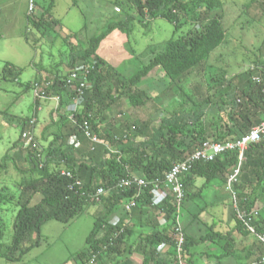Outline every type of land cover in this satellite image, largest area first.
<instances>
[{
  "label": "rangeland",
  "instance_id": "obj_1",
  "mask_svg": "<svg viewBox=\"0 0 264 264\" xmlns=\"http://www.w3.org/2000/svg\"><path fill=\"white\" fill-rule=\"evenodd\" d=\"M29 1L0 0V195L12 198L2 204L4 238L1 243L5 247L12 243L13 223L19 209L18 200L23 185L29 180L25 173L17 171L16 166L21 170L29 169L27 156L34 151L41 153L40 156L44 160L49 153L47 148L53 140L51 133L45 134L44 126H48L52 121L50 110L55 102L52 100L43 102L40 111H36L34 84L40 82L51 87L56 77L64 79L76 68L86 66L88 63L95 64V59L87 63L77 60L72 67V53L78 52L92 36L105 26L108 20L123 18L126 14L130 16L132 31L129 34L114 31L101 43L97 53L109 66L117 70L107 71L105 75L101 73L100 77V88L104 96L106 94L113 96V101L106 100V105L102 107L106 106V108L102 112H97L98 106H96L95 123L99 135L102 136L124 137L127 132H134L136 129L151 134L153 129L161 124L163 118L175 112H189L194 104L208 101L210 107L204 113L203 123L206 136L209 132L208 141L214 142L212 131L214 132L217 128L224 131L227 126L232 125L231 120L226 117L227 113L218 112V108L224 107V102L229 100L236 85L243 87L246 84L248 78L245 79L244 73L254 67L264 68V0L259 2H255L256 0H222L223 7L216 8L209 14H204L202 8L195 10L196 14H202L204 25L214 17L223 16L222 21L226 28V40L223 46L209 57L203 67L192 70L186 75L179 85L170 86L169 78L164 71L156 69L137 88L116 87L114 73L118 72L121 78L127 79L146 66L153 58L147 55V50L154 46L156 50H159L163 42L178 38L187 32L193 26L188 23L195 21L192 14L179 16L180 21L183 22L180 27H175L168 20L158 18L150 21L148 28H145L139 21L141 16L137 9L130 8L132 6L130 3L125 10L117 5L118 1L127 0H55L51 13L53 19L59 22V26L48 29L44 35L42 30L37 29L32 22L35 24L40 20L51 0H35L36 10L30 16L33 20L30 24L27 20ZM191 1L193 0H180L182 4ZM115 7L119 9V12H115ZM74 33L78 35L70 36ZM6 63H11L23 71L18 81L1 79ZM261 71L264 70L256 71L258 75H255V78ZM248 77L251 79L250 76ZM28 85L29 90H26ZM88 86L91 90L92 86L89 84ZM138 91L146 92L151 98L145 106H133L128 100L129 95ZM71 94L73 97L63 96L66 99L63 101L66 106L64 111L68 116L79 114L85 103V95L77 97L75 93L71 92ZM30 118L35 119L34 127L29 125ZM26 119L29 120L25 128L23 123ZM29 130L34 134V141L31 144H28L25 136ZM62 131L65 138L59 143L60 146H70L74 141V149L80 150L77 156L92 147L87 138V141H82L72 134L69 138L66 137L70 127ZM174 132H166V136H173ZM179 139V146L182 145L183 150L181 151L186 152L185 159H187L190 156L188 148L193 145V140H187V137H179ZM101 140L107 148L114 149V145L107 139ZM148 153L152 154L151 150H148ZM6 154L10 159L4 161ZM177 162L179 161L172 164ZM236 162L227 180L239 163L238 156ZM137 176L143 177L144 174L137 173ZM227 180L222 183L224 185L221 189L224 198L226 197L224 200L227 202L222 217L216 212L215 218L207 219V212L205 210L201 212L208 203L207 197L205 199L195 197L181 203L180 208L178 207L180 211L176 216V223L185 235L187 231H190L193 236L199 237L200 234H204L206 227L213 224L219 230L233 229L241 221V215L246 213L248 207H251L250 211L258 212V219H264V194L254 187V184L248 188H242L241 180H239L240 186L237 187L239 196L233 199L226 189ZM196 183L190 187V191L194 193L198 192L202 180L197 179ZM112 193L111 190H107L104 198ZM40 200L41 196L35 195L31 204H37ZM151 200V208L137 207L138 210L133 211L134 207L128 210L132 200L125 199L117 205L115 213L108 221L113 224L122 221L128 228L135 231L130 240L134 245L133 255L129 257L132 264H144L146 256L151 257L154 250L165 263L176 264L175 244L157 246L151 240V236L157 230L170 225L162 208L166 202L176 201V198L161 185L158 189L153 187ZM140 210L143 213H140ZM105 211L106 206L100 199L89 203L85 213L78 218L69 222L55 220L47 223L42 229L41 242L24 256L21 262L12 263L0 258V264H59L66 261L73 254L85 248L86 238L94 222ZM200 212L206 219H201ZM188 214L191 215L187 217ZM173 236L175 237L176 233ZM237 241L231 240V250L239 246V244L236 245ZM200 246L202 248L197 249L195 255L206 251L209 245L205 243ZM5 247L1 249L2 252H5ZM205 254L202 257L205 258ZM261 255L264 254L261 253ZM116 257L113 253H105L100 261L90 264H112L111 262ZM198 263L202 264V261ZM69 264L78 263L71 261Z\"/></svg>",
  "mask_w": 264,
  "mask_h": 264
},
{
  "label": "trees",
  "instance_id": "obj_2",
  "mask_svg": "<svg viewBox=\"0 0 264 264\" xmlns=\"http://www.w3.org/2000/svg\"><path fill=\"white\" fill-rule=\"evenodd\" d=\"M257 1L260 0L255 2ZM128 3L132 5L130 8L137 9L138 14L141 16L139 21L145 28H148L150 21L158 18L172 22L175 27L183 25V22L180 21V15L189 16L192 14L195 21L188 23L193 26L180 37L163 42L159 50H156L155 46L150 47L146 53L148 56H153L152 60L131 77L124 79L121 78L118 72L114 73V85L116 87L137 88L156 69L164 71L169 78L170 86L179 85L192 70L203 67L209 57L225 43L226 28L223 25V16L214 17L204 25L202 14L195 13V10L199 8L204 9V14H209L216 8H222L224 5L222 0H193L185 4H182L180 0H127L125 2L118 1L117 5L125 10ZM54 5L55 0H51L46 12L41 15L40 20L35 24L27 13L28 24L32 22L37 29L42 30L44 35L48 29L59 26V22L53 19L51 13ZM131 29L130 16L125 14L123 18H111L78 52L72 53V67L77 60L87 63L91 59H95V64L88 63L86 65V67L91 66L93 68L88 78L87 88L84 90V106L81 112L75 115L76 123H73L64 111L66 106L63 101L66 99L63 96L71 95L70 97H73L71 91L65 85L67 77L64 79L56 77L53 80L54 83L50 85L51 87L46 88L48 95H60L62 100L57 109L58 116L56 120L45 128L46 132H53V140L47 148L49 153L44 160L40 156L41 153L34 151L27 156L29 169L21 170L16 166L17 171L25 173L29 180L23 185L18 200L19 209L13 223L12 243L6 247L1 243L4 238L2 204L12 198L0 195L1 259L12 263L21 262L23 257L41 242L42 229L47 223L55 220L69 222L80 217L85 213L88 204L95 202L89 196L100 188H104L106 192L111 190V193H113L107 198H104L105 195L100 198L106 206V211L103 215L98 216L94 222L93 228L86 238L85 248L59 264H69L71 261L78 264L96 263L103 258L105 253L109 252L117 256L111 262L112 264H132L129 257L133 255L134 245L130 240L135 231L128 228L122 221L113 224L108 219L115 213L117 205L125 199L135 200L137 204L133 211L138 210L137 207L151 208L153 182L156 180L163 182L174 165L172 163L186 160V152L177 149L180 144L179 137H187L193 140V145L188 148L189 155L208 141L203 123L204 113L210 107L208 101L194 104L189 112H175L171 116L163 118L161 124L155 127L151 134L136 129V131L127 132L124 137L119 138L111 135H99L95 123L96 106H98L97 112H102L106 108V106L102 108L106 105V100L113 101V96L109 94L104 96L101 91V73L105 75L108 73L107 71L114 72L116 68L109 66L97 53L101 43L114 31L129 34L132 31ZM77 35L78 33H74L70 36L75 37ZM257 70H264V68L254 67L244 73L245 79L248 78L246 84L243 87L236 85L235 91L229 100L224 102V107L222 109L218 108V112L227 113L226 117L231 120L232 125L227 126L222 134L217 135L214 142L238 139L263 122L257 115L259 113L264 115V71H261L259 76L255 78V75H258ZM22 72L21 69H17L11 63H6L1 73V79L16 82ZM88 84L92 86L91 90L88 89L90 87ZM26 90H29V85ZM128 100L133 106L140 107L145 106L151 98L146 92L138 91L129 95ZM36 103L40 104L41 101L37 99ZM220 116L222 117V115ZM28 120L24 121L23 127L26 128ZM31 121L30 118L29 125ZM85 121L90 123L100 141H102L101 139H107L109 143L114 145V149H109L102 143H91L92 147L87 152L80 153L78 154L80 156H77L80 150L74 149V141L71 142L70 146H60L59 143L65 138L62 130L66 127H70L66 137L69 138L72 134L77 139L87 141L81 129ZM166 132H174L175 135L167 137ZM148 150H151L152 154H149ZM237 156V152H229L220 155L214 162L195 163L191 171L183 176L185 178L184 181L182 180L184 190L182 203L202 194L204 189L212 183H225L230 170L237 163ZM244 156L245 161L241 165V176L239 178L242 188H248L254 184V187L264 194V138L261 142L250 145ZM9 159L7 154L3 158L4 161ZM62 170L72 171L75 179L82 182V186L70 190L68 185L74 181L62 176ZM137 173H143L144 176L140 177L148 182V185L140 193L136 186L127 189H117L115 187L123 179L139 177ZM196 179L203 180V184L198 192L193 193L190 191V187L195 185L194 181ZM239 186L240 184L237 185V187ZM237 187L236 197L239 196ZM38 194L41 196V200L32 205V199ZM176 202L177 200L166 202L162 208L165 211L166 220L170 221V225L162 230H157L151 236V240L157 246H173L175 244L173 235L178 229L176 216L179 212L178 203L176 205ZM250 208H246V214L252 212ZM141 210L139 212L143 213ZM251 225L255 227L257 233L264 235V219L252 220ZM233 231L242 235L251 234L246 228L245 220L242 217ZM231 239V232L223 233L213 224L206 227L204 234L198 239L185 235L184 257L188 264H194L193 255H190L191 249L217 240L225 242L222 247L225 252L220 256L224 257L231 253ZM260 244L264 246L263 243L260 242ZM122 246L123 248H121ZM3 247H5V252L1 251ZM109 257H111L110 254ZM261 258L257 259L254 264H259ZM144 264L167 263L161 260L154 250L151 257L146 256Z\"/></svg>",
  "mask_w": 264,
  "mask_h": 264
},
{
  "label": "built area",
  "instance_id": "obj_3",
  "mask_svg": "<svg viewBox=\"0 0 264 264\" xmlns=\"http://www.w3.org/2000/svg\"><path fill=\"white\" fill-rule=\"evenodd\" d=\"M36 4L34 0H30L28 4V16H32L35 13ZM115 12H119V9L116 7ZM93 67L83 66L72 70L65 80L66 88L71 92L75 93L77 97L84 95V90L87 87L88 78ZM49 87L48 84L44 85L40 82L34 84V97L39 99L41 102H47L52 100L56 103L57 108L60 105L61 97L60 95H48L46 88ZM69 119L76 123L75 115L72 114L69 116ZM35 119L30 122V126L34 127ZM84 136L92 143L99 144L101 143L98 135L92 129L90 123L85 121L81 126ZM28 139V144H31L34 141L33 131L29 130L26 135ZM264 138V121L253 128L248 134L241 136L238 139H229L224 142H204L200 147H198L193 154H191L185 161L175 163L169 172L167 173L163 182L156 180L153 182L154 189H158L161 185L166 187L176 198L178 207L180 208L181 203L184 199V190H183V176L188 174L193 165L198 162H214L220 155L229 152H237L239 163L234 169L233 173L229 176L226 184V189L229 194L236 199V187L239 184L241 165L243 163L244 155L247 148L252 145L261 142ZM62 176L72 179L74 182L68 185L70 190H74L75 187L82 186V182L79 179H75L74 173L72 171L62 170ZM148 185V182L144 178L139 177H128L117 183L115 186L117 189H127L133 186H136L139 191H143L144 188ZM140 193V192H139ZM106 194L104 188H100L97 192L93 193L89 197L93 201H99L101 197ZM136 206L134 200L129 203L128 210H131ZM258 212H250V214L243 213L241 217L245 220V226L261 243L264 244V235L256 232L254 226L251 225V221L257 219ZM248 217V218H247ZM175 241V255H176V264H188L184 257V244H185V234L177 229L176 236L174 237ZM259 264H264V257L261 258Z\"/></svg>",
  "mask_w": 264,
  "mask_h": 264
},
{
  "label": "crops",
  "instance_id": "obj_4",
  "mask_svg": "<svg viewBox=\"0 0 264 264\" xmlns=\"http://www.w3.org/2000/svg\"><path fill=\"white\" fill-rule=\"evenodd\" d=\"M118 65H119V63H118ZM42 103L43 102H41L40 104H38V103L34 104L36 107V111H40V109L43 105ZM51 108L52 109L50 110V113H51L50 116H51L52 121H55L57 116H58V112H57L58 108H57L56 103ZM257 116L259 117V119H261V121H264V115L263 114L259 113ZM44 127L46 128L47 126H44ZM223 132L224 131L219 130V128H217L214 132L212 131V133H214V139L217 137V135L222 134ZM46 133L52 134L53 132L52 131H48V132L45 131V134ZM208 133L209 132H207V138H208ZM187 140H191V139L187 138ZM177 149L179 151L183 150L182 145L177 146ZM196 182H197V179L194 181L195 185L197 184ZM202 184H203V180H202ZM222 185H224V184L218 183V182L212 183L208 188L204 189L202 194H200L196 197L197 199L198 198L199 199H202V198L205 199V197H207L208 203H206V205L201 210V212L204 210L207 212V219L208 218H212V219L215 218L216 212H218L220 214V216L222 217V215L226 209L225 205L227 202H225L224 199H226V197L224 198V193L221 191V189H223ZM192 192L194 193V191H192ZM205 194H207V196H205ZM208 210H209V212H208ZM201 212H200V214H201ZM195 214H197V213H195ZM190 215L191 214H188L187 217H189ZM201 219H206V218L204 216H202V214H201ZM233 230H234V228L229 229V230L228 229L219 230L223 233L231 232V238H232L231 240H235V241L238 240L237 241L238 243L236 242V245L239 244V246H237V247L235 246V249H233V250L230 249L231 253L227 254L224 257H220L225 252L224 249L222 248L225 242L223 240H217L215 242H208V243H206L207 246L209 245L207 247V250L201 252V254L195 255L194 253L197 252V249H201L202 246H197V247H194L192 249L191 253L193 255V258H192L193 263L194 264H200V263H198V261H202V264H254V262H256L257 259L264 257V255L263 256L261 255V253L264 254V246L260 245L259 244L260 242L258 243L259 240L256 237H254L253 234L242 235L238 232H236L237 233L236 234ZM186 235L192 237L193 239H198L203 234H200L199 237H196V236H193V234H191L190 231H187ZM231 244H232V242H231ZM204 253H206L205 254V256H206L205 258H207L206 260H202V259H205L204 257H202V255H204Z\"/></svg>",
  "mask_w": 264,
  "mask_h": 264
}]
</instances>
